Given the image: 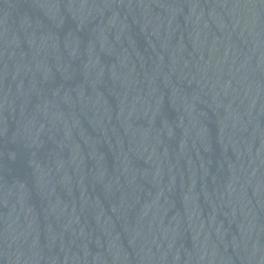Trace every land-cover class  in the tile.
Listing matches in <instances>:
<instances>
[{
	"label": "water",
	"instance_id": "water-1",
	"mask_svg": "<svg viewBox=\"0 0 264 264\" xmlns=\"http://www.w3.org/2000/svg\"><path fill=\"white\" fill-rule=\"evenodd\" d=\"M0 264H264V0H0Z\"/></svg>",
	"mask_w": 264,
	"mask_h": 264
}]
</instances>
